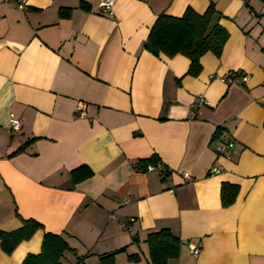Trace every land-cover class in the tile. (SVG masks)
Here are the masks:
<instances>
[{"label":"crops","instance_id":"crops-1","mask_svg":"<svg viewBox=\"0 0 264 264\" xmlns=\"http://www.w3.org/2000/svg\"><path fill=\"white\" fill-rule=\"evenodd\" d=\"M99 2L0 0V231L43 226L10 254L0 240V264L38 254L46 232L75 250L64 264L124 247L115 264H150L146 238L162 229L182 241L168 264H264V0H116L111 17ZM211 3L229 37L198 76L188 57L145 49L160 15ZM234 72L248 81L223 80ZM153 155L161 170L139 166ZM82 167L93 175L75 182ZM223 182L239 187L229 207Z\"/></svg>","mask_w":264,"mask_h":264},{"label":"trees","instance_id":"trees-1","mask_svg":"<svg viewBox=\"0 0 264 264\" xmlns=\"http://www.w3.org/2000/svg\"><path fill=\"white\" fill-rule=\"evenodd\" d=\"M82 7L87 8L85 4ZM69 9L61 10V17L69 15ZM215 16H221L214 3L204 13H198L188 7L181 17L162 14L152 26L145 43V49L156 56L164 54L173 57L182 54L189 58L190 66L187 74L198 76L202 71L201 58L208 52L220 56L228 40V31L219 24L211 28ZM21 147L18 151H21ZM161 163L157 155L141 161L139 166H157ZM166 174V173H165ZM93 172L82 167L73 172V180L79 182L90 178ZM239 187L236 184L223 182L221 187V201L223 207H229L236 202ZM23 226L11 232L0 231V240L3 250L10 254L24 240L30 239L43 226L33 219H23ZM149 248L150 264H168L177 259L181 253L182 241L170 230L162 229L150 232L146 238ZM125 247L100 257L98 264H115L116 254L125 251ZM68 242L60 234L46 232L41 251L38 254H28L23 264H64L63 260L68 252H73ZM138 254L130 255L131 261H137ZM79 262L83 260L78 258ZM78 262V263H79Z\"/></svg>","mask_w":264,"mask_h":264},{"label":"built area","instance_id":"built-area-1","mask_svg":"<svg viewBox=\"0 0 264 264\" xmlns=\"http://www.w3.org/2000/svg\"><path fill=\"white\" fill-rule=\"evenodd\" d=\"M17 3L18 8L20 9H24L27 0H15ZM116 0H100L99 2V7H100V13L102 15L105 16H113V8L115 5ZM249 79V76L245 73H241V72H234L229 74L228 76L223 77V80H225V82H227L228 84H237V83H246ZM203 103H205L204 100H202ZM22 119H20L19 117H16L14 114H11L10 117V125H9V129L13 134H19L21 132L22 129ZM234 146L233 142H229L227 144H223V145H218L216 147V152L218 154H227ZM161 165H157V166H153V165H148L147 166V170H161ZM220 171V167L219 166H214L211 169V173L215 174L218 173ZM183 178L186 181H190L191 180V176L184 172L183 173ZM191 249V253L194 256H198L200 253V248L198 246L195 245H191L190 246Z\"/></svg>","mask_w":264,"mask_h":264}]
</instances>
